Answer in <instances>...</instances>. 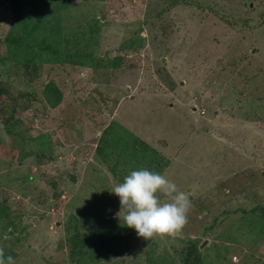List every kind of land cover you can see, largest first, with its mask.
<instances>
[{"label":"rangeland","instance_id":"obj_1","mask_svg":"<svg viewBox=\"0 0 264 264\" xmlns=\"http://www.w3.org/2000/svg\"><path fill=\"white\" fill-rule=\"evenodd\" d=\"M47 7L51 50L45 11L14 22ZM141 169L190 194L174 238L117 217L111 191ZM0 248L15 264H264V0H0Z\"/></svg>","mask_w":264,"mask_h":264},{"label":"clouds","instance_id":"obj_2","mask_svg":"<svg viewBox=\"0 0 264 264\" xmlns=\"http://www.w3.org/2000/svg\"><path fill=\"white\" fill-rule=\"evenodd\" d=\"M120 202L117 217L147 241L174 238L188 223L190 194L165 175L148 169L132 171L111 191ZM161 197H164L162 200ZM0 264H15L0 248Z\"/></svg>","mask_w":264,"mask_h":264},{"label":"trees","instance_id":"obj_3","mask_svg":"<svg viewBox=\"0 0 264 264\" xmlns=\"http://www.w3.org/2000/svg\"><path fill=\"white\" fill-rule=\"evenodd\" d=\"M17 2H19V1H17ZM51 4L52 3H50L49 7L51 6ZM60 6H59V9H60ZM49 7L41 8L42 10H39L38 13L35 14L34 16L31 13H26V12L22 13L23 15H21L20 13H18V11H16V13L14 15V22H15L16 28L23 29L26 25L28 26V23L31 22V20H34V21L32 23H29V24L32 25L33 28L38 27V25L36 26V20H38V19L35 18L36 15H40L41 11L44 12L45 9L47 10ZM17 8H18L19 12H21L24 9H27V8H24V3H22L21 5H17ZM53 14H55V13L51 9H49L48 13H46V11H45V14H44L45 15V19L42 20L41 27H40V29H38V30H44V32L42 33V35H43L42 44H40V46L42 48L47 49V50H51L53 48L52 46L55 43V41L57 42V39H53V37L54 38L57 37L58 29H56V27L53 26V25L50 26L49 28L47 27L48 21L50 20V17ZM46 39H48V40H46ZM16 40L18 41V43H17ZM4 41H5L6 44H8V47H10V48H13V46H15L16 49L23 50V48L19 47L20 44H21V40L18 39V38L17 39L16 38H12L11 35H8V36H6ZM16 44H18V45H16ZM33 45H35V43H33ZM25 49L26 50H30V48L27 47V46H25ZM20 50L17 53H13V52H16V51H12L11 55L16 56V57L19 56L18 54H20L21 52L23 53V51H20ZM31 50H32V47H31ZM18 58L21 59L20 56ZM48 97H51V96H47V98ZM54 100L57 101V98L54 97Z\"/></svg>","mask_w":264,"mask_h":264}]
</instances>
